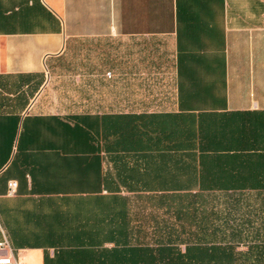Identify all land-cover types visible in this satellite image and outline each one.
<instances>
[{"label":"crops","instance_id":"obj_1","mask_svg":"<svg viewBox=\"0 0 264 264\" xmlns=\"http://www.w3.org/2000/svg\"><path fill=\"white\" fill-rule=\"evenodd\" d=\"M106 38L132 51L128 96L46 111V63ZM174 191L212 199L244 264H264V0H0V242L15 259L66 261L94 198L141 219Z\"/></svg>","mask_w":264,"mask_h":264},{"label":"trees","instance_id":"obj_2","mask_svg":"<svg viewBox=\"0 0 264 264\" xmlns=\"http://www.w3.org/2000/svg\"><path fill=\"white\" fill-rule=\"evenodd\" d=\"M149 202L153 211L139 219L128 198H94L91 214L70 233L76 247L59 249L62 264H244L233 246L242 233L219 217L214 224L212 199L174 191Z\"/></svg>","mask_w":264,"mask_h":264},{"label":"rangeland","instance_id":"obj_3","mask_svg":"<svg viewBox=\"0 0 264 264\" xmlns=\"http://www.w3.org/2000/svg\"><path fill=\"white\" fill-rule=\"evenodd\" d=\"M123 46L115 38L70 43L60 57L46 63L42 78L34 82H45L44 109L72 117L117 106V98L127 97L128 90L119 88L116 81L133 78L128 72L132 51Z\"/></svg>","mask_w":264,"mask_h":264},{"label":"built area","instance_id":"obj_4","mask_svg":"<svg viewBox=\"0 0 264 264\" xmlns=\"http://www.w3.org/2000/svg\"><path fill=\"white\" fill-rule=\"evenodd\" d=\"M17 186L18 184L16 181H11L9 183V194L13 195L16 193ZM0 264H20L13 256V249L6 238L0 242Z\"/></svg>","mask_w":264,"mask_h":264}]
</instances>
